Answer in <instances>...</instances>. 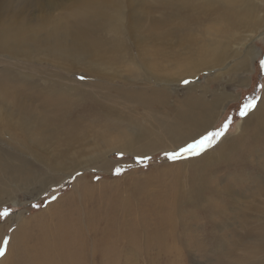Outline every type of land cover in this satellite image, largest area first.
Returning <instances> with one entry per match:
<instances>
[{"label":"rangeland","instance_id":"374dc122","mask_svg":"<svg viewBox=\"0 0 264 264\" xmlns=\"http://www.w3.org/2000/svg\"><path fill=\"white\" fill-rule=\"evenodd\" d=\"M61 1L0 0V45L10 47H0V212L7 207L10 213L8 217L0 216V223L19 213L34 222L41 212L43 215L38 219L42 217V220L51 222L56 215L49 211L55 205L62 208L59 210L63 213L69 209L71 227L79 231L82 229L80 233L84 231L89 236L90 248L86 250L87 259L83 255L84 264H98L103 243L97 244L96 240L101 238L103 241L111 229L114 233L109 237L117 236L115 242L119 253L118 259L114 254L106 253L109 255V264H264V159L261 161L256 158L252 163L250 161L247 170H240L234 179L229 178L233 174L231 170L211 171L214 167L203 172V177L198 180L199 175L189 162L191 158H198L216 147L222 138L238 135V122L251 113L262 97L264 67L260 61L264 60V0H240L225 6L234 11L235 19L224 22L218 29L221 39L235 35L241 52L238 60L240 67L233 69L224 80H217L211 85V89L226 86L229 94L236 97L228 102L223 115L212 128L196 138L220 131L221 135L214 139L211 147L199 154L182 155L176 160L166 156V153L178 151L176 146L163 147L157 152L144 155L114 150L111 158L116 165L111 169L89 166L77 169L59 181L63 173L52 172L50 175L45 172L55 170L44 165L43 169L41 162L34 160L31 153L35 156L44 153L54 164L57 159L61 165L60 170L65 171L68 163L75 159L78 163L90 164L86 152L99 148L107 150L109 146H103V143L124 129L130 130L128 122L134 129H151L154 130V136L158 134L154 127L155 116L152 122L147 117L150 108L127 99V90H132L142 99L147 97L143 93L140 76L132 74L127 63L102 59L99 62L100 68L94 72L89 71L92 65H81V53L75 43L76 31L81 26L82 16L78 13L81 0H67L69 3L65 6ZM127 1L114 0L113 4L108 5L109 12L117 14L120 9V13L124 12L131 18V9L125 6ZM218 3L219 0L210 9H215ZM208 11L209 8L202 0H196V18H190L189 21L199 19ZM132 15L138 18L140 27L135 35L137 40L145 36L148 41H153L158 37L160 27L178 24L176 0H137ZM206 16L214 19L218 13ZM252 17L259 25H253ZM61 19L67 23V27L59 32L64 37L62 44L40 38L31 42L28 52L22 53H18L19 45H9L16 33L14 28L25 37L26 33H35V37H41L42 29L53 27L55 23L62 22ZM245 22L251 23L256 31H245ZM207 28L210 31L216 30L212 23ZM248 35H255L253 42ZM127 38L131 40L130 36ZM157 44L153 42L151 46L155 48ZM251 45L258 52L252 58L253 50L250 64L243 68ZM28 72L32 74L34 82V92L30 95L33 110L20 107L21 98L13 92L18 77L27 79ZM81 76L83 80L79 79ZM200 76L191 80L196 82L200 78L202 87L199 91L206 92L209 98L218 93L211 91L204 80L207 71L201 72ZM67 85L72 88L68 89ZM186 85L183 81L179 83L178 96L185 91ZM49 89L57 97L47 101L40 92ZM10 93L15 96H10ZM165 98L169 100L168 103L157 106L153 103L152 110L167 114L171 107L183 104L177 98ZM249 102L253 107L241 116L243 105ZM47 104L57 107V118L42 125L41 110ZM99 110L118 118L103 120L97 114ZM79 120L85 122L84 132L78 134L74 131L67 138L64 126ZM226 123L228 127L224 128ZM255 157H261V154L258 152ZM9 160L28 164L33 169V175L29 177V172L14 176L12 172L9 175ZM226 162L230 161L227 159L222 165ZM35 176L41 179L37 180ZM202 186L207 189L204 190ZM195 192H202L201 199L206 198L203 205L197 202L191 204L185 198ZM53 196L57 197L54 201L51 200ZM8 197L17 198L21 204H13L7 200ZM169 201L175 203V229L174 225L162 219L159 212L156 213L158 207L170 204ZM37 204L39 207H35ZM15 226L16 219L10 222L2 242L7 239L10 243ZM106 226L109 229L105 234L103 231ZM160 227L165 235L164 248L155 243V233L160 231ZM72 252L76 255L75 248Z\"/></svg>","mask_w":264,"mask_h":264},{"label":"bare ground","instance_id":"6f19581e","mask_svg":"<svg viewBox=\"0 0 264 264\" xmlns=\"http://www.w3.org/2000/svg\"><path fill=\"white\" fill-rule=\"evenodd\" d=\"M202 1L209 8V11L201 15L199 19L189 21L190 18H196L194 16L196 0H176L178 24L170 27H160L158 37L153 41H148L145 36L139 37L138 40L135 36L140 30L138 18L132 15L137 0H128V3H126L127 5H125L131 9V18L124 12L120 13V9L117 14H111L109 12L108 5L113 4L114 0H81L80 9L78 11L82 16L81 26L76 31L77 38L75 40L81 53V65H92L89 71L94 72L97 68H100L99 62L102 59L127 63L132 69L131 73L140 76L143 93L147 96L145 99H142L136 96L132 90H127L125 91L127 99L128 101H136V103L150 108L147 117L152 122L155 116L156 124L154 127L157 129L158 134L154 136V130L151 129H134L127 121L130 130L124 129L118 135H112L107 138L103 143V146H109L107 150L99 148L86 152V155L89 156L88 161L90 164L85 162L78 163L74 158L75 160H73V162H70V164L68 163L67 166L69 167L67 168L66 166L65 171L60 170L61 165L57 159L54 164V161L47 158L44 153H40L37 156L31 153L34 160L41 162L40 166L43 167V169H45L44 166H46L50 170H55L45 172L50 175L52 172L63 173V177L59 180L61 181L67 176L72 175L77 169L89 168V166L99 167L104 170L111 169L116 165L111 158V152L114 150L119 153L123 151L131 155H144L157 152L158 149L163 147L176 146L179 149L181 145L185 146L189 141L198 138L212 128L216 121L223 115L228 102L236 98L234 95L229 94L226 86L223 88L211 89V85L217 80H224V77L230 75L233 69L240 67L238 60L241 52L235 35L225 40L221 39V33L218 29L224 22H232L235 19L234 11L225 6L228 3L240 0H219L215 9L210 8L215 7L218 0ZM61 2L64 6L69 3L67 0H62ZM118 6H120V4H118ZM215 13H218L217 18L210 19L206 16ZM10 22L13 23L12 21ZM251 22L254 23L253 25H259V22L254 20L253 17L251 18ZM210 23L213 24L216 29L215 31H210L207 28ZM64 27H67L66 21L62 20V22H57L51 28L42 29L41 37H35V33H26L25 37L17 28H14L16 33L9 45H19L20 48L18 49V53H22L28 52L31 47V42L40 38L43 41L46 39L56 44H62L64 42V37L60 36L59 32ZM244 28L245 31H256L255 27L248 22H245ZM129 36L131 40L127 38ZM254 36L255 35H248L251 42L254 41ZM1 39H3V37H1ZM153 42L158 43L155 48L151 46ZM0 47L10 48L2 45H0ZM133 50L136 51V53H134ZM257 52L258 51L254 49L253 45H251L248 55L244 60L243 68L250 64L251 55L253 54L252 58H254ZM215 69L217 70L215 71ZM203 71H207V76L204 80L207 81L210 90L218 92L211 98L207 97L206 92L199 91L202 87L200 74ZM28 75L29 77L27 79H24L23 76L18 77V83L14 84L13 92L21 98L19 102L20 107L33 110L34 104L30 100V95L34 92V85L32 88L34 82L32 74L28 72ZM197 77L200 78L196 82L191 81ZM184 80H188L190 83L185 86V91L182 92V95L178 96V85ZM67 88H72V86L67 85ZM14 93H10V96L14 97ZM40 94L47 101L57 97V94L52 89L41 91ZM165 97L177 98V100L183 104L171 107V111L167 114L162 111H153V103L157 106L169 102ZM57 112L58 109L53 104H47L46 107L44 106L40 116L42 125L49 124L55 120L57 118ZM97 114L103 120L118 118L109 112H101V110H99ZM84 123L85 122L82 120H79L77 122L72 121L70 124L65 125L64 135L68 138L71 137L74 131L78 134L83 133L85 129L83 127ZM127 125L125 124V126ZM17 129H19V127ZM238 129L239 133L235 137L226 136L219 141L216 147L209 149L198 158H191L192 160L189 162L193 170L199 175L198 180L203 177V172L210 171L211 168L214 167L216 168L211 171H217L218 169L220 171L223 169L224 171L231 170L233 174L229 178L234 179L240 170H247V164L250 161L252 163L256 158L261 161L264 159V91L257 106H255L248 116L246 115L243 120L238 122L236 130ZM42 130L44 131V129ZM26 151L28 153L27 148ZM258 152L261 154V157H255V154ZM6 155L7 153H5V156ZM22 155L25 154L22 153ZM227 159L230 162H226L222 165ZM15 161L16 160L10 162L9 160V175H11L12 172V176L21 175L26 172H29V177L33 175V169L27 166L28 164L22 165ZM182 162L186 163V161ZM35 178L37 180L41 179L38 176H35ZM205 186H202L204 190L206 188ZM202 192H199V195L195 192L185 196V198H187L191 204L197 202L198 205H203V201L206 198L203 197L204 199H201ZM189 193L191 192L189 191ZM7 200L12 201L13 204H21L20 201L14 197H8ZM179 206L180 205H178V207ZM158 208L156 209V213L158 214L159 212L162 219L168 221L166 223H171V226L174 225L173 227L175 229V203H165L159 210ZM59 209L62 208H59L58 205L50 209L49 212L51 213L53 211L56 215L54 218L52 217L51 222L42 220V217L39 220V216L43 215V212H41L34 222H30L31 220H27L19 213L20 215L11 216L4 223H0V245H3L2 241L5 237L4 232L10 227V222L14 219H16L17 222V226H15L13 232H11L12 236H10V243L6 247L7 252L0 258V264H84L83 255L85 256L86 250L90 248L88 245L89 236L86 235L84 231L80 233L82 229L79 231L78 228L75 229V227H71L69 209L64 213ZM178 212L179 211L176 212V215ZM173 227H171V232L174 231ZM107 229L109 228L106 226L105 231H103L105 234ZM159 229L160 231L154 232L157 235L155 243L158 245L160 244V246H162L161 248H164L165 235L161 227ZM131 232L133 234V231ZM76 233L78 234L76 235ZM113 233L114 231L111 229L107 232V236L103 241H101V238L96 240L97 244L103 243V248H101L102 250L100 249L102 252L98 264H109V255L107 256V254H114L117 256V253H119L115 242L117 236L116 238H110ZM122 233L124 234L123 231ZM109 235L111 236L109 237ZM124 236H126V234ZM74 248L76 250V255H73L72 252ZM85 258L87 259L86 256Z\"/></svg>","mask_w":264,"mask_h":264},{"label":"snow or ice","instance_id":"6c2138e0","mask_svg":"<svg viewBox=\"0 0 264 264\" xmlns=\"http://www.w3.org/2000/svg\"><path fill=\"white\" fill-rule=\"evenodd\" d=\"M260 64L262 67H264V60L260 61ZM79 79L83 80L84 77L81 76L79 77ZM183 83L185 84H188L190 83L188 80H185L183 81ZM253 107V104L251 102L249 103H245L240 111V115L241 116H244L245 113L251 108ZM228 125L227 123L224 125V128H227ZM221 135V132L220 131H217V132H210L208 133V135L206 136H203L202 138L200 139H195L193 142L191 143H187L186 146H183V147H180L178 151H173V152H170V153H166V156L168 159H171V160H176L178 159L179 157H181L182 155L183 156H186V155H189V154H199L201 152H203L206 148H209L212 146L213 142H214V139L216 137H219ZM117 173H119V169L116 170ZM57 197L53 196L51 197V200H56ZM35 207H39V204L35 205ZM10 215L9 213V210L7 207H5L3 209L2 212H0V216H3V217H8ZM8 244V240L5 239L4 242H3V245H0V256H4L5 255V251H6V245Z\"/></svg>","mask_w":264,"mask_h":264}]
</instances>
